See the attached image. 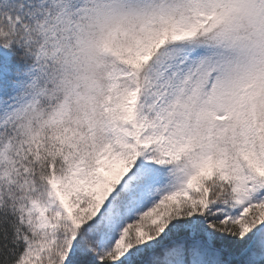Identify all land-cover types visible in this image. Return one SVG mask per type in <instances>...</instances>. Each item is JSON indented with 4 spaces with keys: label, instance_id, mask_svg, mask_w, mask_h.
<instances>
[{
    "label": "snow or ice",
    "instance_id": "1",
    "mask_svg": "<svg viewBox=\"0 0 264 264\" xmlns=\"http://www.w3.org/2000/svg\"><path fill=\"white\" fill-rule=\"evenodd\" d=\"M0 40V264H264V0H0Z\"/></svg>",
    "mask_w": 264,
    "mask_h": 264
},
{
    "label": "clouds",
    "instance_id": "2",
    "mask_svg": "<svg viewBox=\"0 0 264 264\" xmlns=\"http://www.w3.org/2000/svg\"><path fill=\"white\" fill-rule=\"evenodd\" d=\"M0 46L8 48L9 47V42L8 41H4V40H0Z\"/></svg>",
    "mask_w": 264,
    "mask_h": 264
},
{
    "label": "trees",
    "instance_id": "3",
    "mask_svg": "<svg viewBox=\"0 0 264 264\" xmlns=\"http://www.w3.org/2000/svg\"><path fill=\"white\" fill-rule=\"evenodd\" d=\"M14 59H18V57L14 58Z\"/></svg>",
    "mask_w": 264,
    "mask_h": 264
}]
</instances>
